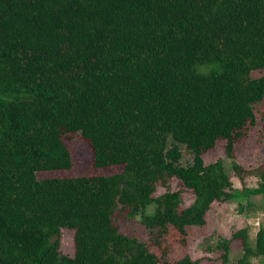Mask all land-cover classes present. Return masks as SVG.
Returning <instances> with one entry per match:
<instances>
[{
    "label": "trees",
    "instance_id": "1",
    "mask_svg": "<svg viewBox=\"0 0 264 264\" xmlns=\"http://www.w3.org/2000/svg\"><path fill=\"white\" fill-rule=\"evenodd\" d=\"M263 103L264 0H0V264H201L160 259L115 217L162 243L169 227H203L215 203L264 197V165L256 188L227 195L225 160L203 158L226 140L243 177L235 141ZM70 135L97 172L38 178L72 169ZM234 245L231 264H264V222L254 245L246 228L220 241L222 264Z\"/></svg>",
    "mask_w": 264,
    "mask_h": 264
},
{
    "label": "rangeland",
    "instance_id": "2",
    "mask_svg": "<svg viewBox=\"0 0 264 264\" xmlns=\"http://www.w3.org/2000/svg\"><path fill=\"white\" fill-rule=\"evenodd\" d=\"M74 164L70 170H49L37 173L38 178H60L77 175H89L97 171L93 170V153L89 143L79 135L66 137ZM226 140H218L216 146L207 151L203 158L206 164H211L219 159L225 160L229 171L231 186L226 190L230 195L234 190L243 191V188H256L259 185V177L255 175L257 169L264 165V103L258 105L253 117L248 121L242 137L235 141L234 160L241 165L243 177L230 170L231 160L226 157ZM121 165L111 166L110 169L98 170L104 175L113 174L122 170ZM104 171V172H103ZM171 191H182V206L193 203L192 192L172 179ZM165 188L159 187L157 196L163 194ZM151 207L149 212L156 211ZM161 213V210L158 211ZM115 221L121 231L129 236L137 237L149 245L151 250L160 258L174 262L185 254H190L193 259H200L201 264H222V252L219 243L223 239H230L232 234L241 229H248L250 242L255 244L256 235L260 224L264 222V197L251 196L246 200H235L229 203H215L206 217V224L201 228H191L185 236H179L169 227V233L160 241L159 234H150L140 224L139 218L127 220L117 214ZM178 238V239H177ZM74 233L63 230L61 234V251L63 254L74 255ZM230 254L229 264L243 255V251L234 245ZM167 249V251H165ZM253 264H260V260L253 259Z\"/></svg>",
    "mask_w": 264,
    "mask_h": 264
}]
</instances>
